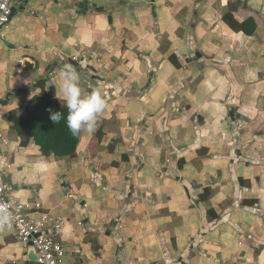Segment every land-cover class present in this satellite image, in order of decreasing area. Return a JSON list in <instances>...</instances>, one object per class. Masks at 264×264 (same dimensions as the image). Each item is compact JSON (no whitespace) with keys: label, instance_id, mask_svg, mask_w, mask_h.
I'll return each mask as SVG.
<instances>
[{"label":"crops","instance_id":"obj_1","mask_svg":"<svg viewBox=\"0 0 264 264\" xmlns=\"http://www.w3.org/2000/svg\"><path fill=\"white\" fill-rule=\"evenodd\" d=\"M226 14L263 25L249 36ZM4 35L2 177L61 221L63 264H264V0H21ZM64 64L107 106L74 156L45 157L9 116L26 118L40 79L64 104ZM211 64H232L237 105ZM31 251L0 231V264H37Z\"/></svg>","mask_w":264,"mask_h":264},{"label":"trees","instance_id":"obj_2","mask_svg":"<svg viewBox=\"0 0 264 264\" xmlns=\"http://www.w3.org/2000/svg\"><path fill=\"white\" fill-rule=\"evenodd\" d=\"M222 20L232 30L242 31L249 36L254 35L259 25H263L262 21L259 24L251 17L239 24L230 14L224 15ZM174 65L176 64L174 63ZM176 67L178 66L176 65ZM37 85L40 88V93L29 101L26 118L20 120L12 115L9 116L13 129L21 139L20 145L26 147L30 141H33L45 157L74 156L81 134L73 136L69 132L66 124L67 108L58 102L52 90L45 91V80L40 79ZM48 109L53 112H61L62 118L59 123L53 124L49 118Z\"/></svg>","mask_w":264,"mask_h":264},{"label":"built area","instance_id":"obj_3","mask_svg":"<svg viewBox=\"0 0 264 264\" xmlns=\"http://www.w3.org/2000/svg\"><path fill=\"white\" fill-rule=\"evenodd\" d=\"M21 0H0V41L10 24L12 7ZM0 202L7 203L14 214L11 230L25 247H33L37 264H63L66 249L60 241L62 223L49 213L33 217L26 206L9 196V187L2 177L0 167Z\"/></svg>","mask_w":264,"mask_h":264},{"label":"clouds","instance_id":"obj_4","mask_svg":"<svg viewBox=\"0 0 264 264\" xmlns=\"http://www.w3.org/2000/svg\"><path fill=\"white\" fill-rule=\"evenodd\" d=\"M80 81V74L71 64H64L57 70L54 78V83L58 87L56 96L67 108L66 124L73 136H78L82 132L93 133L98 117L103 114L107 106L100 90L92 89L85 92L81 88ZM48 111L53 124L59 123L62 118L61 112H53L51 109ZM13 220L14 214L7 203L0 202V231L10 229Z\"/></svg>","mask_w":264,"mask_h":264},{"label":"water","instance_id":"obj_5","mask_svg":"<svg viewBox=\"0 0 264 264\" xmlns=\"http://www.w3.org/2000/svg\"><path fill=\"white\" fill-rule=\"evenodd\" d=\"M212 66H215L216 68L220 69L221 71H223L226 76L227 79L229 80L230 84H231V90H230V94L229 97L226 101V105L227 106H235L238 103V99H239V93L242 89V86L239 85L238 81L235 79L233 73L230 71V67L228 66H232V64L230 65H217V64H211ZM168 111H166L165 113H163L159 119H157L156 121V125L158 126L160 131H165L167 128V119H168ZM32 248L33 252V259H36V253L33 247Z\"/></svg>","mask_w":264,"mask_h":264}]
</instances>
